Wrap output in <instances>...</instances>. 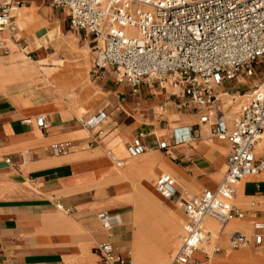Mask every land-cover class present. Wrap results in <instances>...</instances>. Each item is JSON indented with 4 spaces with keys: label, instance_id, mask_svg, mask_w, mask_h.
I'll use <instances>...</instances> for the list:
<instances>
[{
    "label": "crops",
    "instance_id": "1",
    "mask_svg": "<svg viewBox=\"0 0 264 264\" xmlns=\"http://www.w3.org/2000/svg\"><path fill=\"white\" fill-rule=\"evenodd\" d=\"M20 1L22 5L14 14L13 36L20 38L21 46L26 43L27 55L9 44L8 39L11 55L0 58V264H104L98 247L109 239L97 218L102 212L121 219L122 225L116 228L110 241L118 255L130 262L128 249L139 232L134 205L138 190L134 186L142 183L138 177H149V164L156 162L153 167L156 177L149 180L156 194V180L169 174L176 180L180 192L188 195L191 192L189 196L196 197L207 190L215 191L223 182L230 145L218 140L208 143L206 125L198 126L196 110L176 111L175 107L183 99L172 97L158 85L147 83L135 92L128 85L117 83L114 71H108L104 80H93L95 59L90 70L87 57L88 49L95 51L93 38L86 33H78L80 37L64 35L63 23H57L54 18L50 0ZM20 20L26 22L29 30L40 34L55 30V37L48 41L47 53L48 59L56 63H43V55L36 47L27 51L30 43ZM81 35L85 37L84 44L76 46ZM32 52L37 53L38 61H31ZM28 59L34 66L26 63ZM46 70L71 81L55 89L57 100L64 107H58L54 101L47 105H25L21 94L8 86L14 72H19L34 75L45 87ZM98 108L108 114V119L92 130L93 135L83 128L80 119ZM40 118L46 120L47 130L38 127ZM178 125L194 126L192 145L146 154L140 160L130 159L127 145L136 135L145 133L149 142L156 138L167 140L172 128ZM64 142L72 143V152L55 156L52 145ZM120 146L125 150L121 158L115 153ZM108 151L116 156L120 166ZM115 177L125 178L115 181ZM168 203L176 207L171 211L183 210L179 204ZM234 204L244 212V219L235 220L232 227L235 230L229 232L226 231L229 225L206 219V229L207 221L221 225L216 242L219 247L213 250L204 247L195 254L191 264H264V241L257 245L253 231L254 224L264 222V172L241 183ZM59 206L72 212L66 214ZM166 215L164 212L157 217L165 219ZM184 216V224L176 236L179 241L187 221L185 213ZM235 232L248 237V247L231 248L230 238ZM207 233L204 245L210 246L213 233L208 229Z\"/></svg>",
    "mask_w": 264,
    "mask_h": 264
},
{
    "label": "built area",
    "instance_id": "2",
    "mask_svg": "<svg viewBox=\"0 0 264 264\" xmlns=\"http://www.w3.org/2000/svg\"><path fill=\"white\" fill-rule=\"evenodd\" d=\"M21 5L20 0H0V58L10 55L8 39L21 46L13 36L14 14ZM51 7L66 15L70 30L93 38V80H104L108 71H114L117 83L135 92L147 83L167 85L172 97L183 99L178 105L180 112L194 108L198 126H209L208 143H229L227 174L215 191L207 190L189 200L171 175H161L155 183L163 200L178 203L184 210L187 221L174 264H191L208 238L206 219H215L223 226L244 219V212L234 204L239 186L246 178L264 172V152L257 149L264 144V79L261 86L242 95L246 99L232 127L218 99L221 92L232 90L230 84L254 77L264 61V0H51ZM107 119L108 114L101 110L82 119L81 125L92 131ZM37 125L48 129L44 118L38 119ZM147 138L139 133L127 145L130 158L190 146L195 131L194 126L178 125L167 140L149 142ZM51 149L55 156H66L73 145L58 143ZM108 155L114 159L110 152ZM59 208L66 214L72 212ZM97 218L109 239L98 247L104 264H130L110 241L121 219L108 212L99 213ZM115 218L119 222H113ZM253 231L255 243L261 245L264 222L254 224ZM249 243L244 233L231 235L234 250Z\"/></svg>",
    "mask_w": 264,
    "mask_h": 264
},
{
    "label": "bare ground",
    "instance_id": "3",
    "mask_svg": "<svg viewBox=\"0 0 264 264\" xmlns=\"http://www.w3.org/2000/svg\"><path fill=\"white\" fill-rule=\"evenodd\" d=\"M20 26L22 30H23V27L26 29L27 31L26 37H27V40H29V42L32 45L31 48L36 47L37 50H39L40 54L43 55L42 62H47L51 60V59H48L47 46H49L50 44V42L48 41H52L53 38L55 37V30H51L45 34H40L37 30H29L26 27L27 26L26 22H23L21 20H20ZM128 32H130V30ZM10 43L18 47L20 53L27 55L25 46H19L12 41H10L9 44ZM10 55H11V52H10ZM29 60L30 59H28L27 61ZM53 62L56 63L55 60ZM26 63L29 64L30 66H34L32 62L31 63L26 62ZM45 72L48 74V77L45 80V84H46L45 87H43L42 83H40L39 81L35 79L34 75H26V74H21L19 72H14L15 74L13 76V80L12 82H9L8 86H13L14 87L13 92L21 94L20 97L23 100V103L25 105H30V104L47 105L48 103L54 101L58 107H64L61 104V102L57 100L55 89L63 88L69 85L71 81L66 80L64 76L54 75L52 74L51 71H45ZM78 77L81 79H84L82 75H78ZM259 86H261V84ZM64 98H67V97H64ZM230 98L231 100L229 101L228 103L229 105H228L226 104V102ZM218 99H219V102L224 107L223 110L225 112L226 118L229 120V125L231 126L232 121L236 117H238V115L240 114L241 108L244 103L243 100L246 99V96H241V95L232 96L227 92H221ZM205 127L207 128L206 133H209V126H205ZM221 142H226V141H221ZM212 143H214V141ZM257 149L259 151L263 150L262 152H264V144H260L257 147ZM115 153L118 157L121 158L123 154L125 155V150L120 146V148H118L115 151ZM153 153H157V152H152V153H147V154H153ZM113 157L114 159H112V157L111 159L114 162H116L117 165L120 166L121 163L119 161H115V160H118L116 156H113ZM145 157H146V154L141 156V159ZM139 158H136V159H139ZM135 161L137 160H134V162ZM155 163L156 162L153 161L149 164V166L152 168L148 170L149 177H138L142 181V183H135V186L133 185L138 190L137 197L134 200V205H135L136 223H137L138 230H139V232L136 234L134 243L130 247L133 264H168L170 260L175 256L176 250L179 246V243L177 242L175 238L177 234L181 231L182 221H180L177 218V216H175L173 211L168 209V206L170 204H168L167 202L169 201L167 202H164L165 200L161 201L160 198H158L155 190L149 184V180L153 179L156 175L155 172L153 171V167L155 166ZM162 166L166 167L165 162H162ZM123 178L125 177H115L114 180L119 181ZM190 193L189 195H191ZM171 203H174V202H171ZM164 212L168 213V215H166L165 219L163 220L169 226V229L168 231H166V233H161L157 225V222L156 220H154V218H156L160 213H164ZM113 222L117 223L119 222V219L118 220L114 219ZM234 225H235V222H232L229 224L230 227H234ZM207 226L209 227V229L211 228L212 230L217 229L218 227L217 224L214 222L213 223L207 222ZM243 231L245 230L243 229ZM171 233H173V236H171ZM206 247L208 250H211V246H209V244ZM202 249H204V244H203Z\"/></svg>",
    "mask_w": 264,
    "mask_h": 264
},
{
    "label": "rangeland",
    "instance_id": "4",
    "mask_svg": "<svg viewBox=\"0 0 264 264\" xmlns=\"http://www.w3.org/2000/svg\"><path fill=\"white\" fill-rule=\"evenodd\" d=\"M49 7L50 8H52L51 7V0H50V3H49ZM53 9V8H52ZM54 10V18H56L57 19V23H63V34L64 35H68V34H76L78 37H80L79 36V34L78 33H76V32H74V31H72V30H70V28H69V25H68V22H67V20H66V18L64 17V15L62 14V12L60 11V10H56V9H53ZM84 40H85V37L83 36V35H81V40H77V43H76V46H81L82 44H84ZM89 40V39H88ZM29 41V40H28ZM89 42V41H88ZM30 43V42H29ZM23 46H26V43H25V45H23ZM31 43H30V46H28V49H27V51L29 52L32 48H31ZM95 56H96V54H95V51H93V50H89L88 49V52H87V57L89 58V60H90V65H91V68H90V70L92 69V67H93V65H94V59H95ZM29 57L30 58H32L31 59V61H38V55H37V53H35V52H32L31 54H29ZM24 59H25V57H24ZM26 60V59H25ZM30 60L29 61H27V62H31ZM43 63H45V64H50V63H55V62H53L52 60H49V61H47V62H43ZM46 71H48V70H46ZM115 75V77L117 78V76H116V74H114ZM264 79V61H262V62H260L259 63V65L257 66V68H256V73H255V75H254V77H252L251 79H247L245 82H243L242 84H239L238 82H234V83H232V84H230L229 86L232 88V90H230L229 91V94L230 95H232V96H239V95H244V94H249V92L254 88V87H256V86H259L261 83H262V80ZM162 89H166V90H168V93H171V91L168 89V87H167V85H164V87H162ZM226 99V98H225ZM231 100V98L226 102V104H228L229 103V101ZM244 101V100H243ZM220 104V106L222 107V109H224V107H223V105L221 104V103H219ZM229 105V104H228ZM175 109H176V111H178V112H180L179 110H178V107H175ZM102 110V108H98V109H96V110H94V111H91L88 115H86L84 118H81L80 120H85V119H87L88 117H90L91 115H93L94 113H96V112H98V111H101ZM232 127V126H231ZM85 129V128H84ZM93 135H94V132L93 131H90ZM168 138V137H167ZM166 139V138H165ZM225 143H227V145L229 146V143L226 141ZM152 153V152H151ZM227 153H228V151H227ZM183 156V155H182ZM141 159V157L138 159V160H140ZM156 177V176H155ZM201 194H199L198 196H196V197H189V195H188V199L189 200H191V199H195V198H197V197H199ZM157 196H158V198H160V200L162 201L163 199L160 197V195H158L157 194ZM168 203V202H167ZM168 204H170V203H168ZM168 209H176V207L174 208V206H173V204H170L169 206H168ZM174 212V214H175V216H177V218L181 221L182 220V223H181V229H182V226H183V224H184V221H185V216H184V213H183V210L181 209V208H179L178 209V213H179V215H180V217H181V219H180V217H179V215H178V213H177V211H173ZM116 220H118V218H115ZM154 220H156V222H157V225H158V227L159 228H161L163 231H168V229H169V226L166 224V222L162 219H160V218H158V217H156V218H154ZM208 222V221H207ZM212 222H214V223H216L217 224V229H215V230H212L211 228L209 229V227L207 226V229L208 230H210L212 233H213V239H212V241H211V244H210V246H211V250H213V249H215L216 247H219V245H217L216 244V242H217V233L219 232V230L221 229V225L218 223V222H216V221H213L212 220ZM232 222H234V221H232ZM122 225V224H121ZM120 225V226H121ZM235 230V228L233 229L232 227H230V226H228L227 227V232H229V231H234ZM216 231V232H215ZM215 232V233H214ZM171 236H173V233H171ZM176 239V238H175ZM177 240V242L179 243V246H178V248H177V250H176V253H177V251H178V249H179V247H180V241H179V239L177 238L176 239ZM204 247H206V244L204 245ZM228 247H229V244H228ZM130 251V255H131V257L129 256V259H130V264H133L132 263V254H131V249H128V252ZM176 253H175V255H176ZM174 258V257H173ZM173 258L170 260V262L168 263V264H171V262H172V260H173Z\"/></svg>",
    "mask_w": 264,
    "mask_h": 264
}]
</instances>
